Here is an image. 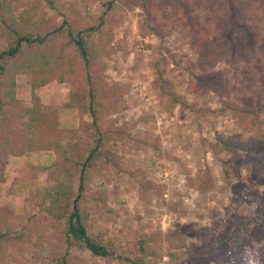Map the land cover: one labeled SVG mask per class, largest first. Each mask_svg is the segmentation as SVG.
<instances>
[{"label": "rangeland", "instance_id": "obj_1", "mask_svg": "<svg viewBox=\"0 0 264 264\" xmlns=\"http://www.w3.org/2000/svg\"><path fill=\"white\" fill-rule=\"evenodd\" d=\"M10 1L19 14L36 0ZM156 2L145 8V0H60L65 6L60 23L68 20L79 29L104 23L112 51L105 58V82L120 89L106 121L114 120L130 135L116 146L119 160L92 174L86 191L90 232H107L118 245L117 254L105 260L85 251L72 253L90 264H125L127 258L148 264L264 263V155H258L263 164L257 168L244 149L225 152L220 159L210 150L220 138H235L244 147L251 139L264 141V118L247 131L232 111V106L264 103L258 75L264 73L262 12L256 7L248 15L247 58L230 62L222 57L215 69L199 70V55L182 20ZM41 14L57 12L42 8ZM158 31L168 35L161 37ZM159 72L186 105L169 111V101L155 88ZM75 85L74 78L55 81L38 94L46 106L61 109ZM18 96L31 103L27 76L18 77ZM74 124L65 111L67 141L89 145L91 138ZM18 146L23 149L21 142ZM38 161L32 164L40 165ZM44 162L34 170L24 165V188L52 183ZM12 202L0 199V210L10 209ZM28 212L25 232L31 245L43 242V255L55 251L53 233L43 226L38 210L29 206ZM141 241L147 243L145 254ZM9 247L8 264H21L20 252L11 242ZM29 264H44V259Z\"/></svg>", "mask_w": 264, "mask_h": 264}, {"label": "trees", "instance_id": "obj_2", "mask_svg": "<svg viewBox=\"0 0 264 264\" xmlns=\"http://www.w3.org/2000/svg\"><path fill=\"white\" fill-rule=\"evenodd\" d=\"M156 1L166 5L171 17L182 20L199 55V70L215 69L222 57L230 62L247 58L244 52L251 46L248 15L257 7L264 20V0H145L144 7ZM42 8L57 14L46 17L41 14ZM64 8L60 0H36L16 14L10 0H0V199L13 201L10 209L0 210V264H8L9 242L20 252L21 264L41 258L44 264H90L73 255L72 250L105 260L117 254L118 245L108 239L107 232H90L86 194L90 176L118 161L116 146L130 139L125 127H118L114 120L106 121L120 96L118 86L105 82V58L112 53L111 39L105 34L103 22L83 29L68 20L60 23ZM258 75L264 85V73ZM19 76L29 79L31 103L18 96ZM71 78L76 85L61 109L42 102L40 89L55 81L67 83ZM155 88L169 101L170 112L177 105L187 104L164 72L158 73ZM65 111L74 120L73 127L91 138L89 145L67 141L70 127L63 125ZM232 111L245 130L253 131L263 122L264 103L232 106ZM236 140L220 138L210 150L220 159L225 152L244 149L257 168L262 166L258 155H264V141L251 139L244 147ZM34 155L40 165L32 164ZM44 155L49 157L48 162ZM42 161L52 183L27 190L24 165L34 170ZM27 198L29 202L25 203ZM29 206L38 210L43 226L53 233L50 242L57 248L48 255L42 253L44 243L33 247L31 236L25 232ZM140 250L146 253V242L141 241ZM256 262L264 264L259 259ZM125 264L148 262L127 258Z\"/></svg>", "mask_w": 264, "mask_h": 264}]
</instances>
